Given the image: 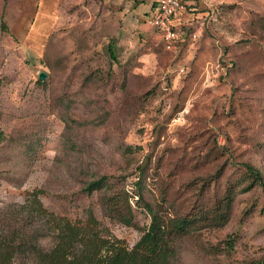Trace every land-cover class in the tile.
<instances>
[{"label":"rangeland","instance_id":"374dc122","mask_svg":"<svg viewBox=\"0 0 264 264\" xmlns=\"http://www.w3.org/2000/svg\"><path fill=\"white\" fill-rule=\"evenodd\" d=\"M142 4L0 0V237L28 222L17 203L34 188L46 209L91 210L128 246L148 205L197 216L231 188L226 221L173 234L170 264L264 263V191L245 188L241 164L264 180V0H194L178 20L196 36L176 52L143 23ZM117 191L130 224L108 207Z\"/></svg>","mask_w":264,"mask_h":264},{"label":"trees","instance_id":"16d2710c","mask_svg":"<svg viewBox=\"0 0 264 264\" xmlns=\"http://www.w3.org/2000/svg\"><path fill=\"white\" fill-rule=\"evenodd\" d=\"M193 3L186 4V9L193 10ZM0 25L4 27L3 21ZM187 28L180 25L184 32ZM241 164L251 180L245 188L255 183L264 191V180L258 169L247 162ZM106 178L101 174L88 180L83 190L91 193L101 188ZM40 192L34 188L17 203L19 212L29 219L0 237V264H170L175 256L172 235L193 228L198 218L212 225L223 224L232 194L231 188H227L223 206L216 205L197 216H166L148 205V224L128 246L101 226L91 210H87L82 218L71 219L46 209L39 198ZM122 198L124 204L119 205ZM107 201L116 220L131 223L133 214L125 194L117 191ZM248 264L264 263L256 260Z\"/></svg>","mask_w":264,"mask_h":264},{"label":"built area","instance_id":"2783aa9c","mask_svg":"<svg viewBox=\"0 0 264 264\" xmlns=\"http://www.w3.org/2000/svg\"><path fill=\"white\" fill-rule=\"evenodd\" d=\"M194 0H150L148 10L142 15L145 25L153 28L159 35L161 44L165 50L176 52L179 46L187 40H193L196 36L194 31L184 32L177 22L179 15L186 10V4ZM213 12L214 5L206 8ZM182 70V68H180Z\"/></svg>","mask_w":264,"mask_h":264},{"label":"crops","instance_id":"0c3cea01","mask_svg":"<svg viewBox=\"0 0 264 264\" xmlns=\"http://www.w3.org/2000/svg\"><path fill=\"white\" fill-rule=\"evenodd\" d=\"M140 3H142V2H140ZM139 3V4H140ZM143 7H145L146 9L143 11V12H146L147 11V9H148V7H149V5H150V0H143ZM216 11H218V10H216ZM191 13H195V11H191ZM202 13H204V11L202 10L200 13H196L195 14V16H198V15H201ZM141 18H142V16H141ZM179 18H177V22H179V25L181 24V23H183V22H185V23H188V22H186V21H182V22H180L179 20H178ZM204 21L206 20V22L208 21L207 19H208V16H204ZM199 23V22H198ZM197 23V24H198ZM183 26H184V28H187L188 26L187 25H185V24H182ZM198 25H202V21H200V23L198 24ZM198 27V26H197ZM196 27V28H197ZM189 28V27H188ZM187 28V30H191V29H193V28H195V26H192L191 25V27L188 29ZM200 28L201 27H198V31L200 30ZM187 30H185V31H187ZM197 30V29H196ZM194 40V39H193ZM192 40H186L185 42H183L180 46H179V48H178V50L180 49V48H183L185 45H187V44H190V42H191ZM188 42V43H187Z\"/></svg>","mask_w":264,"mask_h":264},{"label":"water","instance_id":"95a60500","mask_svg":"<svg viewBox=\"0 0 264 264\" xmlns=\"http://www.w3.org/2000/svg\"><path fill=\"white\" fill-rule=\"evenodd\" d=\"M37 77L40 78V79H42V78L45 77V73L43 71H38L37 72Z\"/></svg>","mask_w":264,"mask_h":264}]
</instances>
